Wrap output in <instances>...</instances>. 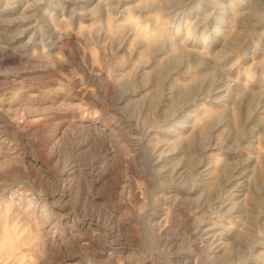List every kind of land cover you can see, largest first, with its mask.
<instances>
[{
  "label": "rangeland",
  "instance_id": "1",
  "mask_svg": "<svg viewBox=\"0 0 264 264\" xmlns=\"http://www.w3.org/2000/svg\"><path fill=\"white\" fill-rule=\"evenodd\" d=\"M0 264H264V0H0Z\"/></svg>",
  "mask_w": 264,
  "mask_h": 264
}]
</instances>
